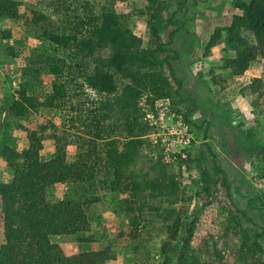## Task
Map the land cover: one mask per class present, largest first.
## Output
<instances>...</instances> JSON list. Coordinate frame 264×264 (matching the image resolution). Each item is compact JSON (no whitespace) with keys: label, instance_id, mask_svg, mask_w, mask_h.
I'll use <instances>...</instances> for the list:
<instances>
[{"label":"trees","instance_id":"obj_1","mask_svg":"<svg viewBox=\"0 0 264 264\" xmlns=\"http://www.w3.org/2000/svg\"><path fill=\"white\" fill-rule=\"evenodd\" d=\"M56 1L59 3L50 10L53 21L45 12L36 14L34 28L46 46L39 52L31 51L28 57L32 69L41 78L49 79L47 91L42 100H37L33 94H27L25 88L20 90L19 99L11 100L7 112L17 120H24L27 118L24 104L33 110L56 108L66 112L74 131L58 133L47 120L37 130L27 132V147L15 150L6 144L1 146L0 156L11 177L7 183L0 181L4 238L0 244V264H103L108 260L105 249L65 255L52 240L56 236L80 234L78 241H93L92 233L90 236L81 234L88 229L83 206L96 201L86 196L85 185L97 175L105 191L125 194L124 211H130L133 216L124 228L128 238L135 239L139 235L137 224H150L159 219L160 229H165L168 239L159 245L161 260L156 264H213L207 260L197 262V254L190 246L194 220L181 222L172 205L178 185L173 173L166 174V168L175 163L187 169L190 158L178 153L172 155L173 158L170 155V164L155 163L157 172L150 177L141 174L136 166V150L141 145L140 134L136 132L142 128V123L136 119L140 116L137 95L146 91L170 97L172 83L175 87L180 85L169 61L178 55L169 46L172 31L167 34L166 42L161 40L168 25L177 21L175 10H169L171 4L166 0H146L137 9V13L145 17L151 38L150 45H142V39L124 23V13L115 11V5L122 0H66L67 4ZM17 6L16 0H0V19H18ZM234 7L238 13L231 16L225 27V44L232 50L233 57L226 62L232 67H242L264 56V0H234ZM31 12L27 9L21 16L28 19ZM241 29L250 32L251 41L242 37ZM1 37L13 36L8 29H3ZM7 49L13 56L14 47L9 45ZM73 63H77L75 70ZM211 77L214 82L218 80L214 75ZM74 82L82 89L70 91ZM187 101L189 104L181 115L189 122L187 114L194 109V103ZM78 126L81 133L75 132ZM46 127L50 130L46 131ZM244 132L247 137L255 135L252 126ZM74 136L75 152L72 160L67 161L65 145ZM44 139L51 141L53 154L40 159L38 150ZM118 139L124 141L121 148ZM211 157L213 175L203 183L207 195L211 187L215 192L218 190L217 183L221 182L225 189L228 184L213 153ZM55 183L76 184L84 198L50 201L47 192ZM227 196L229 198V194ZM231 219L238 223L239 218ZM240 231L243 237L237 257L241 264H264V260L255 257V253L263 250L261 245L255 240L252 246L247 245L248 230L241 228Z\"/></svg>","mask_w":264,"mask_h":264},{"label":"rangeland","instance_id":"obj_2","mask_svg":"<svg viewBox=\"0 0 264 264\" xmlns=\"http://www.w3.org/2000/svg\"><path fill=\"white\" fill-rule=\"evenodd\" d=\"M16 1L19 18L0 19V148L6 144L20 150L27 147V132L37 130L47 120L51 121L58 133L63 130L73 133L74 130L69 126L66 112L56 108L38 107L33 110L24 104L27 112L24 120H17L7 112L11 100L19 99L20 90L25 88L26 93L33 94L37 100H42L47 91L49 79L41 78L32 69L28 57L31 51L39 52L46 46L34 28L36 14L45 12L53 21L50 10L59 3L56 0ZM166 1L171 4L169 10H175L177 21L168 25L161 40L166 42L167 34L172 31L169 46L178 55L169 61L180 85L175 87L176 84L172 83L170 97L146 91L137 95L136 106L140 116H136V119L142 123L140 131L135 125L136 134L139 133L141 138V145L136 150L137 169L147 177L153 176L157 172L155 163L160 166L170 164L166 147L171 148L174 144L175 148L183 147L186 150L185 157L190 158L189 167L186 169L182 164L178 166L171 163L166 168V174L173 173L178 185L172 205L181 222L194 220L190 246L193 253L197 254V262L207 260L213 264H241L237 257L239 242L243 237L241 228L248 230L247 245L252 246V240L261 245L263 250L255 253V257L264 260V176H261L264 172V56L242 67H232L226 62L227 58L233 57L232 50L225 44V27L231 16L238 13L234 0ZM145 2L122 0L115 5V11L124 13V23L142 39V45H150L145 17L137 13V9ZM27 9L32 11L28 19L21 16ZM3 29H8L13 37L3 39ZM241 35L248 41L252 40V35L246 29H241ZM9 45L14 47L13 56L7 49ZM73 64L75 70L77 63ZM213 75L218 79L215 82L211 77ZM75 89L82 87L74 82L70 85V91ZM85 92L93 96L88 89ZM179 95L183 100L172 102L173 99H181ZM154 97L166 98L170 108L180 115L189 104L187 99L192 100L194 109L187 114L189 122L181 116L186 129L178 128L175 122L171 126L173 120L170 118L152 121L146 117L145 109ZM248 126L254 128V136H245L244 130ZM45 130L49 131L50 128L46 127ZM81 131L80 126L75 130L77 133ZM186 136H189V142L184 144L182 141ZM71 140L65 145L67 161L72 160L75 152V136ZM123 142L118 139V147L121 148ZM212 153L228 184L225 189L221 182L217 183L218 190L215 192L211 187L210 195H207L203 191V183L213 175ZM52 154L51 141L42 140L38 157L47 159ZM10 177L0 156V181L7 183ZM85 191L90 200L93 197L96 201L83 206L88 218V229L81 235L90 236L92 233L93 241H78L77 236L80 234L53 237L52 240L58 243L65 255L105 249L109 259L103 264L160 262L159 245L168 238L165 229H160L159 219L150 224H137L139 235L130 239L124 228L133 216L130 211H124L125 194L105 191L99 175L87 182ZM81 193L76 184L55 183L49 188L47 197L52 202L62 198L79 200L84 198ZM233 216L239 218V224L233 222ZM3 240L0 217V244Z\"/></svg>","mask_w":264,"mask_h":264},{"label":"built area","instance_id":"obj_3","mask_svg":"<svg viewBox=\"0 0 264 264\" xmlns=\"http://www.w3.org/2000/svg\"><path fill=\"white\" fill-rule=\"evenodd\" d=\"M145 116L150 118L152 121L154 120H163L164 118H170L172 121V123L170 124L171 126H173V122H175L174 125L178 126V128L181 129H186V126L184 125L183 121L181 120V116L180 114L174 112L169 105V102L167 101L166 98L164 99H158L156 97L153 98V100H151V102L149 104H147V107L145 109ZM182 135V134H181ZM189 142V136H186L182 143L186 144ZM176 144H174V146H172L171 148L166 147L165 152L168 153L167 154V158H170V155L174 156L175 153H178L179 156L183 157L185 156L186 150L182 147V148H175ZM165 149V148H164ZM172 156V158H173Z\"/></svg>","mask_w":264,"mask_h":264},{"label":"crops","instance_id":"obj_4","mask_svg":"<svg viewBox=\"0 0 264 264\" xmlns=\"http://www.w3.org/2000/svg\"><path fill=\"white\" fill-rule=\"evenodd\" d=\"M70 253V252H69Z\"/></svg>","mask_w":264,"mask_h":264}]
</instances>
